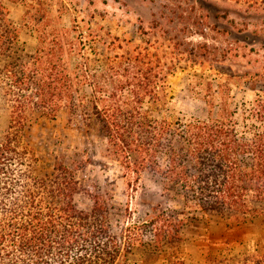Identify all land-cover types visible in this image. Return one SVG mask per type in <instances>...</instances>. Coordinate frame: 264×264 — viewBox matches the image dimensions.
<instances>
[{
  "label": "trees",
  "instance_id": "obj_1",
  "mask_svg": "<svg viewBox=\"0 0 264 264\" xmlns=\"http://www.w3.org/2000/svg\"><path fill=\"white\" fill-rule=\"evenodd\" d=\"M32 22L37 45L29 51L0 2V102L10 109L0 137V264H125L130 245L178 243L191 220L217 218L233 231L264 217V52L202 87L204 116L175 117L158 54L140 44L124 48L116 37L96 69L99 55L88 50L79 25H56L45 7L27 10L23 24ZM62 110L75 128L107 140L129 181L160 179L166 201L149 205L151 216L140 225L117 232L113 196L85 185L80 165L41 163L27 131ZM175 197L182 205L170 204ZM230 242L206 264H264V240L241 239L237 253ZM169 264L185 261L173 255Z\"/></svg>",
  "mask_w": 264,
  "mask_h": 264
},
{
  "label": "rangeland",
  "instance_id": "obj_2",
  "mask_svg": "<svg viewBox=\"0 0 264 264\" xmlns=\"http://www.w3.org/2000/svg\"><path fill=\"white\" fill-rule=\"evenodd\" d=\"M0 2L20 29V43L29 51L37 45L32 29L34 20L25 26L23 18L29 8L45 7L56 25L72 27L76 24L84 30V36H88V50L99 55L92 63L96 69L103 66L104 57L109 55L107 49L113 47L116 37L120 41L115 39V44L122 43L124 48L140 44L158 54L169 72L166 80L168 114L175 117L204 116L207 107L202 87L210 81L216 83L223 74L243 69L251 55L256 57L264 52V4L249 6L236 0ZM32 13L35 12L32 10ZM89 92L88 88L84 90L85 94ZM9 124L10 109L0 102V137ZM27 136L43 165L51 167L60 159L80 165L78 177L85 185L99 186L113 196L116 213L112 223L117 232L123 226L140 225L149 218V205L166 201L159 178L144 174L139 182L129 181L121 164L110 158L107 140L86 128H75L64 110L55 120L33 123ZM77 201L83 208L91 204L82 195ZM170 202L182 205L178 197ZM241 239L251 245L263 241L264 217L233 231H226L223 221L217 218L191 220L182 229V241L178 243L159 247L147 238L142 243L130 245L125 264H169L173 255L182 258L185 264H206L209 255L217 256L226 249L227 240L231 241L233 252H239Z\"/></svg>",
  "mask_w": 264,
  "mask_h": 264
}]
</instances>
